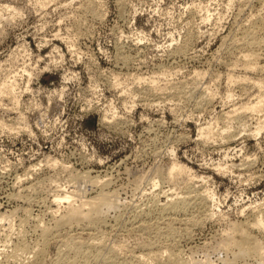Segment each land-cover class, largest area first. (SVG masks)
<instances>
[{
  "label": "rangeland",
  "instance_id": "1",
  "mask_svg": "<svg viewBox=\"0 0 264 264\" xmlns=\"http://www.w3.org/2000/svg\"><path fill=\"white\" fill-rule=\"evenodd\" d=\"M91 3L98 18L86 12ZM252 15L264 16V0H0V217L14 225L0 223L1 251L4 233L15 237L25 213L44 215L54 196L73 188L70 176L98 179L96 189L106 183L119 200L141 205L152 180L163 200L187 192L185 182L162 180L178 164L192 192L209 202L187 216L195 219L188 234L187 217L165 237L125 222L102 231L106 243L138 254L141 243L175 246L195 264H253L222 248L238 228L264 245L251 220L254 211L264 216V114L241 122L230 114L258 91L228 79L246 74L232 65L240 55L227 49ZM150 85L160 93L151 94ZM225 126L230 138H219ZM205 128L213 135H201ZM38 180L46 181L40 199L27 192ZM26 195L35 201L28 205ZM58 246L46 264L76 262L59 261Z\"/></svg>",
  "mask_w": 264,
  "mask_h": 264
},
{
  "label": "bare ground",
  "instance_id": "2",
  "mask_svg": "<svg viewBox=\"0 0 264 264\" xmlns=\"http://www.w3.org/2000/svg\"><path fill=\"white\" fill-rule=\"evenodd\" d=\"M123 2L121 3L123 4ZM86 12L91 13L97 18L100 15L93 3L87 7ZM258 18L259 17L256 18L252 15L246 19L244 23L245 25L240 26L241 28L237 30V36L231 37L233 39L227 49L228 54L236 53L240 55V57L238 56L239 59L236 60L237 62L235 61V63H233L232 61V65H241L242 69H244V73L246 74L255 73L256 75L260 74L261 76L259 78L257 77L258 79H255L248 76L249 74H247V76L245 74L243 77L240 76L241 78H238L236 75H233V72L230 73L228 79L232 83L233 80L234 82L235 80L236 82L238 80V84H236H241L240 86L242 87L240 88L243 89L247 88V84H252L253 87L258 91L257 95L255 96L256 100L254 99L253 102H248L247 104L245 103V105L241 106L239 109L235 108L234 112L230 113L237 116L236 119L239 120L240 118L242 119L248 115L256 116L264 114V66L261 65V60L264 59V16H260V18ZM186 51L187 46L184 45L178 48L176 53L180 55L184 54ZM234 76H236L237 79H235ZM228 79L227 82H229L231 85V82L228 81ZM154 85H150L151 87L149 88V92L151 94H156L157 92L160 93L158 87L156 88ZM10 87L11 86L3 84L1 91L12 96V87ZM162 90L163 89L161 88L160 91ZM232 115H230V118ZM235 116H232V118H235ZM261 122H259V125L260 127L264 128V124H260ZM262 128L257 129V131L259 132L262 130ZM230 130L231 128L229 126H225L222 128V130H220V132L219 130L217 131V136L219 138L222 137V139L225 136L230 138ZM205 133L207 136L214 133V131L212 132V129L210 128H205V130L202 129L201 135L204 136ZM186 177L187 173L185 168L179 166L178 164L173 165V167L168 170L166 175L163 176L162 180L168 184H171V186L172 184L174 186L179 184V182H185L187 185V192L183 193L181 197V193H175L174 188V193L171 195L167 196L165 192L163 193L166 196L163 200L162 198L164 196H161V198L159 196L160 194L155 192V189L159 187V184L155 180H152V190L148 195L147 202L137 205L135 203L132 204L130 202L128 203L127 201L124 202L119 200L115 192L105 189L107 186L106 183L100 188L96 189V186L100 183L98 179L70 176L69 181L73 183V185L70 184L73 188H71L69 191H64V193L54 196V198L51 197L53 198V201L51 198H49L52 202H50V204L48 203L50 206L47 204L49 206H46L48 207L47 209L44 208V210H47H45V214V211L43 210L44 215H36L34 218H31L29 216V212L26 211L27 214L25 213V218H23L20 222V227L22 229L18 234H16V238L14 237L15 233H12L13 231L4 233L6 244L2 251L0 249V264H46L49 249L53 243H59L60 246L58 260L64 261L65 259H68V262L76 261L73 262V264H106L107 262H111L113 264H195L182 259L180 252L175 246H166L165 248H160L158 246L152 247V244L149 245L141 243L138 245V248H141V252L139 254L138 252L130 250L121 253V250L113 249L111 246H109L101 234L103 230H106L110 227H113L114 229L120 228L125 222L126 224L129 222L132 223L131 228H134L133 230L140 231L148 235L154 234L156 236L165 237V235L172 234L175 225L180 221V216L186 218L187 216L192 215L195 210L202 212L209 203L207 202L206 196L204 197L202 194L195 193L194 191L192 192L191 186H189V183L186 181ZM139 182L137 180L136 183ZM45 185V180H38L33 182L30 188L28 186L27 192L30 193L29 195H36V198H39V193H41L40 190H42ZM91 190H96L97 192L95 196L90 198L88 194L91 193ZM24 191H26V189H24L23 192ZM15 196L18 198L20 197V195ZM33 196L31 199L30 196L29 198L26 195L28 200L24 201L27 203L29 199H31L29 202L35 201L33 199L36 198ZM14 197L12 199L17 201L19 200ZM43 202L36 203H38L40 206ZM32 204L36 206L34 202ZM42 207L45 206L42 205ZM32 208L33 207L31 206L30 209L32 210ZM6 216L7 214H4L0 217V223L5 229H7L12 223L11 221L9 222L6 220ZM263 217L264 216L261 214V211H258V213H255L254 211V214L252 213L251 219L253 223L251 224L253 227L258 228L262 232H264ZM185 222L186 224L183 232L188 234V228L195 225V219H189L187 217ZM13 228L14 225L9 226L8 229L12 230ZM28 234H32L34 237H36L33 238L34 242L31 243L28 241V238L33 237H28ZM237 235L239 236L238 239L236 238ZM1 236L2 234L0 237ZM86 237L87 239L84 240ZM30 241H32L31 238ZM222 245L223 251L225 250L227 252L235 253L238 258L253 260V264H264V245L261 244V242L256 237L252 236L244 228L235 229V233L224 239Z\"/></svg>",
  "mask_w": 264,
  "mask_h": 264
}]
</instances>
